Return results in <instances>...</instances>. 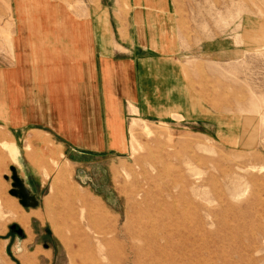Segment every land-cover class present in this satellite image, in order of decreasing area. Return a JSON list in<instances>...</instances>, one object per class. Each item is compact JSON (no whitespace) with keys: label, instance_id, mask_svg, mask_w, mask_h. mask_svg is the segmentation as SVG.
Here are the masks:
<instances>
[{"label":"rangeland","instance_id":"rangeland-1","mask_svg":"<svg viewBox=\"0 0 264 264\" xmlns=\"http://www.w3.org/2000/svg\"><path fill=\"white\" fill-rule=\"evenodd\" d=\"M116 1L122 19L130 3ZM46 2L60 15L22 16V0H0V264H264V0L145 2L171 17L191 59L200 120L132 117L121 153L48 150L44 139L23 150L14 131L33 126L6 123L15 42H37L41 23L72 14L90 43L86 0H43L36 12ZM12 168L25 199L13 194ZM24 177L43 179L40 198Z\"/></svg>","mask_w":264,"mask_h":264},{"label":"crops","instance_id":"crops-1","mask_svg":"<svg viewBox=\"0 0 264 264\" xmlns=\"http://www.w3.org/2000/svg\"><path fill=\"white\" fill-rule=\"evenodd\" d=\"M162 1L129 0L130 13L121 19L116 0H86L83 14L89 21L90 43L83 46L82 40L81 48L83 29L78 15L72 14L63 15L60 21L54 17L45 20L44 26L41 23L45 34H40L37 42L31 44L30 37L24 36L14 43L17 56L11 68L22 76L6 80V123L14 126L17 118L20 127L33 126L14 131L23 150L29 144L36 149L59 146L121 153L132 117L200 120L194 118L199 116V107L184 73V64L189 62L184 57L188 56L181 48L183 43L175 41L171 33V17L142 9L146 3L162 5ZM15 86H20L17 99ZM16 102L22 103V112ZM22 155L27 162L16 163L18 170L29 164L26 153ZM22 172L25 175V170ZM23 181L29 195L40 198L43 179L24 177ZM34 182L40 183L39 188ZM33 214L29 224L37 217Z\"/></svg>","mask_w":264,"mask_h":264},{"label":"bare ground","instance_id":"bare-ground-1","mask_svg":"<svg viewBox=\"0 0 264 264\" xmlns=\"http://www.w3.org/2000/svg\"><path fill=\"white\" fill-rule=\"evenodd\" d=\"M41 1H43V0H27L26 2L25 1H23L22 0V3H21V7L18 5V3H16L17 5H18V8L19 9H22L21 11H22V13H21V15L22 16H32V18H39V17H43V14H44V16L45 15H48V14H52V12H53V14H58V15H60L59 13H60V9H59V7H56V5H49V3L48 2H46V4H45V7L44 8H42V12H39V11H37L36 12V9L34 8V6H35V4H37V3H39V2H41ZM49 6L51 7V9H53L52 11L51 10H49ZM64 15V14H63ZM70 15V14H69ZM59 17V16H58ZM58 25H60V22L58 23ZM60 30V29H59ZM81 31V30H80ZM82 39H81V37H80V43H79V47L81 48V46H82ZM84 46V45H83ZM33 50H34V48H33ZM34 72H36V70L34 69L33 70ZM39 88V87H38ZM36 91V90H35ZM37 97V96H36ZM38 104V103H37ZM41 105V104H40ZM129 128H130V130L131 131H134L135 130V128H136V123L135 122H131L130 123V125H129ZM31 142V141H30ZM8 147H9V145H7ZM125 148H126V142L123 140V142H122V144H121V148L120 149H123V150H125Z\"/></svg>","mask_w":264,"mask_h":264},{"label":"water","instance_id":"water-1","mask_svg":"<svg viewBox=\"0 0 264 264\" xmlns=\"http://www.w3.org/2000/svg\"><path fill=\"white\" fill-rule=\"evenodd\" d=\"M12 172L14 174L13 180L15 181L13 186L15 188H19V190H20L19 192H16V191L13 192V194L19 196L22 199H25L26 197H28V194L25 193L24 186H23L21 180L17 177L15 168H12ZM22 204L23 205L25 204L24 201H22Z\"/></svg>","mask_w":264,"mask_h":264}]
</instances>
